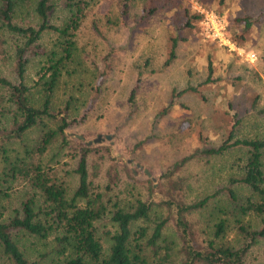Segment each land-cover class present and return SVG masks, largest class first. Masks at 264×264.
I'll return each mask as SVG.
<instances>
[{"label":"trees","instance_id":"16d2710c","mask_svg":"<svg viewBox=\"0 0 264 264\" xmlns=\"http://www.w3.org/2000/svg\"><path fill=\"white\" fill-rule=\"evenodd\" d=\"M93 1L0 0V264H264V126L242 134L239 109L219 142L200 135L201 145L162 169L156 186L145 172L138 182L130 168H119L109 146H90L69 133L84 118L85 98L57 100L56 91L67 66L85 62L76 55V34ZM129 2L120 0L121 14ZM198 16L192 10L183 24ZM257 18L234 17L242 31ZM231 32L242 43L241 33ZM176 42L173 35L164 64ZM257 56L264 61V50ZM33 60L39 65L29 82ZM91 63L94 73L86 70L71 84L99 91L102 69ZM204 66L201 83L212 82L209 53ZM188 89L196 87L182 91ZM244 110L253 124L264 119L258 93H250ZM199 158L219 159L224 171L209 189L189 196L183 191L189 175L180 171Z\"/></svg>","mask_w":264,"mask_h":264},{"label":"rangeland","instance_id":"374dc122","mask_svg":"<svg viewBox=\"0 0 264 264\" xmlns=\"http://www.w3.org/2000/svg\"><path fill=\"white\" fill-rule=\"evenodd\" d=\"M129 1L125 15L121 14L120 0H94L89 6L76 34V55L85 62L82 59L80 66L75 59L67 66L68 74L62 75L56 99L68 94L85 98L84 118L69 126V133L90 146H109L120 157L123 166L119 163V168H130L138 182L144 180L145 172L156 186L162 169L201 145L200 135L206 141L219 142L235 108L239 115H245L242 134H252L264 126V119L255 118L253 124L254 116L244 110L252 92L264 101V61L257 56L264 50V0ZM192 1L220 10L226 29L238 30L243 36L242 43L233 42L243 49L241 53L203 36L196 19L183 24L192 14ZM255 14L257 20L247 30H240V21L234 17ZM173 35L177 38L174 57L164 64ZM247 51H255L257 58L245 59ZM207 53L215 79L201 83ZM91 61L102 69L99 91L76 84L80 73L83 76L89 69L94 73ZM38 65L36 60L29 63V82L35 79ZM136 80L129 106L127 96ZM187 85L196 89L182 91ZM162 109L163 114L156 117ZM218 160L187 162L180 175H189L190 184L183 191L193 196L209 189L224 171ZM211 164L218 173H213ZM64 176L71 183L75 181L74 175ZM99 181L104 182V178ZM253 253L258 257L261 248Z\"/></svg>","mask_w":264,"mask_h":264},{"label":"built area","instance_id":"2783aa9c","mask_svg":"<svg viewBox=\"0 0 264 264\" xmlns=\"http://www.w3.org/2000/svg\"><path fill=\"white\" fill-rule=\"evenodd\" d=\"M191 8L193 11L199 13L197 22L203 36L220 45L227 46L228 49L235 48L238 53L243 51L240 47H235L233 41L227 35L226 21L223 15L197 1L191 2ZM244 56L245 59L252 61L256 58V53L255 51H247Z\"/></svg>","mask_w":264,"mask_h":264}]
</instances>
